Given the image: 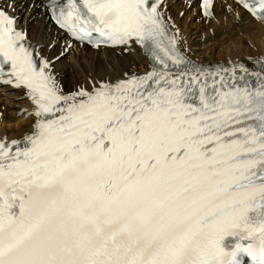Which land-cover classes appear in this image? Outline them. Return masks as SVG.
Returning <instances> with one entry per match:
<instances>
[{"label":"snow or ice","instance_id":"6c2138e0","mask_svg":"<svg viewBox=\"0 0 264 264\" xmlns=\"http://www.w3.org/2000/svg\"><path fill=\"white\" fill-rule=\"evenodd\" d=\"M169 7L0 0V86L33 118L0 136V264H264V55L194 61ZM84 47L130 66L66 90L55 64Z\"/></svg>","mask_w":264,"mask_h":264},{"label":"bare ground","instance_id":"6f19581e","mask_svg":"<svg viewBox=\"0 0 264 264\" xmlns=\"http://www.w3.org/2000/svg\"><path fill=\"white\" fill-rule=\"evenodd\" d=\"M168 3L169 14L180 28L182 49L193 60L212 63L264 55V24L232 0H214L213 15L210 17L200 13L198 0H168ZM18 15L21 17L19 23L24 24L23 14ZM189 16L191 19L187 21ZM31 27L30 35L34 36ZM52 31L55 33V29ZM63 45L64 40L60 39L54 51L45 49L44 55L51 57ZM131 60L128 56H115L111 51L95 52L84 47L81 51H69L55 64V68L68 90L73 84L82 83L90 74L99 71L105 61H110L106 71H112L115 75L120 67L130 66ZM135 67L142 68V60L137 59ZM0 96V105H4L0 112V136L20 137L30 130L28 126L33 119L25 116L31 110L28 100L20 91L5 86H0ZM20 109H24L23 114L18 115Z\"/></svg>","mask_w":264,"mask_h":264},{"label":"rangeland","instance_id":"374dc122","mask_svg":"<svg viewBox=\"0 0 264 264\" xmlns=\"http://www.w3.org/2000/svg\"><path fill=\"white\" fill-rule=\"evenodd\" d=\"M189 18L191 19V16H189V17L187 18V21H190ZM1 98H2V97L0 96V103L2 102ZM2 107H4L3 104L0 105V112H2V110H3Z\"/></svg>","mask_w":264,"mask_h":264}]
</instances>
